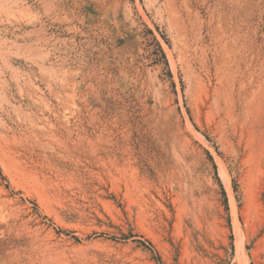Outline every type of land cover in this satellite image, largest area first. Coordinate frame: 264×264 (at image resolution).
<instances>
[{
	"label": "rangeland",
	"instance_id": "obj_1",
	"mask_svg": "<svg viewBox=\"0 0 264 264\" xmlns=\"http://www.w3.org/2000/svg\"><path fill=\"white\" fill-rule=\"evenodd\" d=\"M12 2L0 264H264V0Z\"/></svg>",
	"mask_w": 264,
	"mask_h": 264
},
{
	"label": "bare ground",
	"instance_id": "obj_2",
	"mask_svg": "<svg viewBox=\"0 0 264 264\" xmlns=\"http://www.w3.org/2000/svg\"><path fill=\"white\" fill-rule=\"evenodd\" d=\"M13 0H3L4 5L6 3L8 5L13 6ZM25 0H15L18 6L23 7L22 3ZM41 1L45 8L53 15L52 18L59 20L60 22H66L69 13L71 12V6L69 4V0H38ZM78 2L80 0H77ZM93 4V0H90ZM1 4V3H0ZM0 6H3L2 4ZM4 8V7H1ZM52 20V19H51ZM125 52L121 53V57L125 55ZM118 53V54H119ZM123 72H126L123 70ZM4 122V121H3ZM5 127V126H4ZM170 138V137H169ZM162 140V139H160ZM159 140V141H160ZM179 143H176L174 139L164 138L162 142H160L158 147V153L160 155L159 162L155 166V171L157 173L168 170L174 177L181 178L182 174L187 178V183L195 182V175L192 171L191 165L189 164L186 155L179 149ZM182 149V148H181ZM188 156V155H187ZM169 173V174H170Z\"/></svg>",
	"mask_w": 264,
	"mask_h": 264
}]
</instances>
